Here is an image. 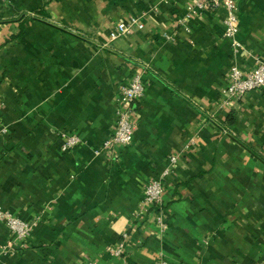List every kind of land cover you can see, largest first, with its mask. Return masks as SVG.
<instances>
[{
    "label": "crops",
    "instance_id": "obj_1",
    "mask_svg": "<svg viewBox=\"0 0 264 264\" xmlns=\"http://www.w3.org/2000/svg\"><path fill=\"white\" fill-rule=\"evenodd\" d=\"M187 7L0 0V205L35 224L0 264H264V89L221 106L231 63L264 62V0H238L235 56L224 9ZM129 17L143 28L109 41ZM134 75L133 141L106 146ZM62 132L80 143L62 152ZM170 156L162 232L142 194ZM123 233L125 256H109ZM8 239L0 221V249Z\"/></svg>",
    "mask_w": 264,
    "mask_h": 264
},
{
    "label": "built area",
    "instance_id": "obj_2",
    "mask_svg": "<svg viewBox=\"0 0 264 264\" xmlns=\"http://www.w3.org/2000/svg\"><path fill=\"white\" fill-rule=\"evenodd\" d=\"M178 1V0H174ZM188 15L194 16L205 11H216L224 9L223 36L230 42L232 52L235 54L241 47L238 40V0H187ZM183 23V21H182ZM143 23L137 17H129L120 21L109 32V41H114L129 33L133 29H142ZM174 40V35H166ZM255 89H264V62H258L249 71H244L237 61H233L227 73V83L223 89L222 107L230 104ZM144 95V83L139 75L132 76L126 83L119 86L116 97L115 127L112 135L105 141V145L129 146L133 141L135 129L133 103L139 101ZM61 151L67 152L80 143V138L72 132H62ZM96 154L100 150H95ZM177 161L176 156L168 158V164L162 169L158 177L148 182L143 187L142 203L144 207H152L156 210L155 221L162 232L167 228L164 219L163 195L165 192V180L171 174L173 166ZM0 221L3 222L8 231L9 239L1 246V254H13L24 249L31 236L34 223L26 222L15 216L11 211L0 205ZM127 234L123 233L120 240L113 245H108L105 252L111 257L125 256ZM86 264H95L88 261ZM157 264H168L161 258Z\"/></svg>",
    "mask_w": 264,
    "mask_h": 264
}]
</instances>
